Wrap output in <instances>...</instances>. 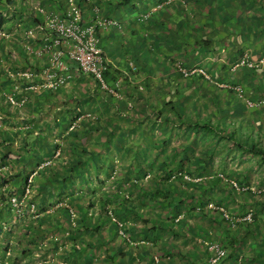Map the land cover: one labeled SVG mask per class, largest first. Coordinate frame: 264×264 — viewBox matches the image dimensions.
<instances>
[{"label": "crops", "instance_id": "obj_1", "mask_svg": "<svg viewBox=\"0 0 264 264\" xmlns=\"http://www.w3.org/2000/svg\"><path fill=\"white\" fill-rule=\"evenodd\" d=\"M161 2L159 10L140 19V13ZM240 10L242 23L238 18ZM101 12L120 22V26L100 35L99 42L109 66L108 78H112L109 83L119 81V98L99 90L91 75L80 73L71 64V77L56 90L18 89L17 98L29 96L23 109L0 102V158L4 166L0 174L10 176L17 184L40 161L52 159L35 177L33 196L40 210L39 220L43 221L18 224L13 237L2 234L0 263L209 264V239L218 240L226 248L227 256L219 264L264 263V219L253 221L252 226L241 221L232 227L222 220L220 212L207 209L212 196L222 197V205L237 216L245 215L246 205L252 204L239 202L235 207L234 197L228 205V198L233 197L229 189L214 194L215 183L222 181L216 179L210 167L205 173L195 174L199 179L195 183L177 178L181 175L171 176V170L183 161L184 151L169 147L174 152L160 156L170 141L166 137L171 131L168 125L171 120L181 123L180 117H171L170 110L163 113V108L155 113L151 107L166 103L171 93L169 76L178 71V65L202 68L191 56L199 54V50L195 51L198 47H205L210 52L205 53L204 62L214 60L209 72L213 83L222 87L216 94L229 95L231 89L225 86H240L249 100L258 102L263 98L262 106L254 109L264 119V63L254 69L245 67L235 77L228 75L235 71L232 65L241 55L264 57V0H110L102 3ZM143 36L149 40H136ZM119 40L126 41L127 57L113 53L111 43ZM147 52H151L150 59L145 58ZM211 52L216 59H211ZM139 54L146 63L141 70L147 68L154 75L150 76L151 82L148 72L140 74V69L131 75L139 67L133 58ZM127 63L130 70L125 72L123 66ZM160 69L162 82L156 76ZM198 75H191L192 83L202 82ZM0 84L7 92L12 90L2 72ZM86 112L95 118L85 119L72 133H65L72 116ZM106 121L112 126L108 127ZM155 122L162 124L161 132L156 130ZM158 132L164 140L156 143L158 137L152 135ZM125 134L131 139H125ZM57 137L62 140L54 144ZM57 149L59 155L55 154ZM177 153L180 160L176 162ZM193 161L196 167L203 165L201 159ZM141 166L144 171L139 174ZM171 183L183 189L185 197L188 193L194 195V199L186 200L187 208L182 205L175 211L179 215L174 222L179 221L173 224V212L161 202V191L168 190ZM173 197L171 204L176 205L181 196ZM57 200L76 205L78 216L74 223L69 221L65 208L54 205L53 211L47 212L45 208ZM191 205L196 208L188 210ZM91 212L97 215L90 218ZM112 214L116 225L123 224L125 238L124 234L118 236L120 239L114 236L117 234L111 224ZM0 217L10 220V208H0Z\"/></svg>", "mask_w": 264, "mask_h": 264}, {"label": "built area", "instance_id": "obj_2", "mask_svg": "<svg viewBox=\"0 0 264 264\" xmlns=\"http://www.w3.org/2000/svg\"><path fill=\"white\" fill-rule=\"evenodd\" d=\"M97 1L30 0L23 10L26 17L23 24L14 23L12 30L4 26L0 29V39L5 41L4 49L7 51L4 52V56L0 57V71L3 72L7 82L12 87V90L7 92L0 84V102L4 100L9 105L23 109L29 96L24 94L20 99L17 98L15 92L18 89L22 88L34 92L56 90L71 77L69 72L71 64H74L80 73L91 75L99 90L114 98L120 97L119 81H114L113 84L107 81L105 72L109 66L106 63L103 49L99 45L100 35L105 34L111 27H118L119 22L107 14H103L99 5L100 1ZM160 7L161 5H156L153 10ZM147 15L148 13L144 14L143 18ZM10 39L12 40L10 41ZM263 63L264 57L252 58L245 53L237 58L232 68H257L261 67ZM182 71L186 75L190 73L184 69ZM229 88L235 89L239 97L246 99L240 86H229ZM245 101L251 108L259 104V102L248 99ZM88 118L95 117L90 112L74 114L65 133H72L81 121ZM1 122L2 114L0 111V124ZM58 139H54V141H58ZM55 154L57 155L58 151ZM51 162V159L44 160L38 168L33 169L27 177H24L22 185L10 198L11 204L18 214L24 217L31 216L36 223H39L40 213L36 203L31 199L35 188L34 177L40 168L50 165ZM183 177L187 180L191 179L186 175ZM222 178L228 180L224 176ZM232 183L235 188H238L236 182L232 181ZM8 185L6 182L4 189ZM241 189L245 191L246 186H242ZM56 206L65 208L68 212L69 221L75 222L78 216L75 205L68 200H61ZM206 208L220 212L224 220L231 221L232 227L236 226L238 221L251 219V212L240 217H234L226 207L214 202H208ZM53 209L52 206L46 210L52 212ZM206 250L209 264H219L227 256L226 248L218 240L209 239L206 241ZM154 260L158 262L156 256Z\"/></svg>", "mask_w": 264, "mask_h": 264}, {"label": "rangeland", "instance_id": "obj_3", "mask_svg": "<svg viewBox=\"0 0 264 264\" xmlns=\"http://www.w3.org/2000/svg\"><path fill=\"white\" fill-rule=\"evenodd\" d=\"M238 15L240 16H238V18L241 20V18L243 17L242 10L239 11ZM240 23H242V20L240 21ZM154 26L156 25L153 24V27ZM11 40L12 39H10V41ZM136 40L146 42L149 39L143 36L139 37ZM124 44H126V41L120 40L118 42H115V44L111 43V46L113 47V53L120 58L127 57L126 53L128 50ZM1 46L3 48L2 50ZM4 47L5 41L0 39V53H4ZM198 50L200 51L199 54L195 55V53H193L191 57L193 58V60L201 64V67L203 69H206V71L209 72L210 68L213 67L212 62H214V60H212L211 62H204L205 60L203 58L205 57V53L210 52V49H205V47H202L201 50L199 49V47L195 49V51ZM150 54L151 52H147L145 58H148ZM210 56L211 59L217 58V55H214V53L212 52ZM123 68V71H129L130 65L127 63V65L123 66ZM221 69L223 68L221 67ZM137 70L138 66L135 70H132L131 75L134 76ZM140 71V74L148 72L145 68H142V70ZM243 71V67H240L237 68V70L235 69L234 72L230 71L228 75L230 77H235L238 74H241ZM226 72L227 70H225V73ZM209 73L211 74V72ZM210 74L207 73L208 78L211 77ZM213 74L214 76L216 75L214 71ZM150 76L154 75L150 74ZM156 76H158L160 82L163 81V71L161 69L159 70V74H157ZM169 77L171 80V93L169 96L174 97L175 99H183L184 101H181L180 110L178 111L180 114H183L181 115L183 121H181V123L175 124L174 121L171 120L172 124L168 125L171 131L169 133V136L166 135L167 139H169L170 141H168V144L164 147L160 158H163L164 155L173 153V149L175 148H177V151L188 150L184 152L185 156L187 157L184 156L182 158L183 161L180 160L179 154L177 153L175 161L177 162L178 160H180V163H182L181 171H179L182 174L177 172V170L175 169L177 172L176 175H181L182 177L186 175L191 178L190 180L193 183H195V180L198 179V177H196L197 175H195V171H197L199 167H196L197 165L193 161L194 158L201 159L203 165H205L206 161L209 159L210 169L214 170V176L220 177V181H222L221 185H223L222 187L225 190L229 189V185H226L228 182L233 186V188H235V186L232 181L237 183L238 188H235L236 190L232 192L235 197V207L236 204H238L239 202H249L255 204V201H264V197L262 196V194L264 193V160H262L256 154L249 151H245V149L238 147L237 143L233 141L231 137V134H235V132H237L238 130L244 129L245 131H252L251 133L253 135L254 141L256 142V145H258L257 142H263L262 146L264 147V119H260L258 112H256L258 107L262 106L263 98L262 101H258L259 106L256 105L255 107L251 108L248 105L246 106V102L240 99L235 93L229 95L225 92L216 94L218 88L222 87H218L215 83H213L214 81L212 77V81L210 82L208 80L202 79V82L197 83L196 81L192 83L191 77H185L179 71H175V74L170 75ZM174 80L178 81L176 85H174L173 83ZM149 81L151 82V77H149ZM261 82L264 84V79H261ZM214 85L216 87H213ZM165 89H167V86L165 87ZM245 98V100L248 99L247 96H245ZM151 107L155 113H157L160 108H163V113L168 112V108L167 106H164V104L160 107L159 105ZM254 108L257 109L255 110ZM252 113L256 114L254 118H251ZM209 118L211 119L210 121L213 122V125L211 126L203 121H208L207 119ZM260 120L263 122H261ZM195 122H197L198 124H194ZM106 123L108 127L112 126L110 125V121H106ZM215 126L218 129L215 128ZM161 128L162 124L156 123V130L159 131ZM161 131L162 130H160V132ZM152 136L158 137L156 138V143H159L161 139L164 140V138L160 137L159 132L157 136L155 134ZM124 138L128 140L131 139L130 136H128L127 134H125ZM169 147H172L173 149H170ZM184 158L186 160H184ZM186 169H188L189 172H191L193 175H189L188 170ZM173 176L175 175L173 174ZM222 176H224V178L228 180H224ZM238 182H241L242 185H239ZM242 186H246V189L249 187L253 195L252 199H246L247 196L239 197V195H243L244 193H246L242 191ZM224 189L217 188L214 194L218 195L220 194L218 191L222 192L224 191ZM223 194L226 195V192H223ZM81 198L82 196H79V199ZM229 204H231V202L228 203V205ZM181 213H183V211H181ZM92 216H94V214ZM115 217L116 216L113 214L110 215V219L112 221H115ZM119 234L120 232L118 231L117 235L114 236L117 239H120L118 237ZM85 254V252H82V255ZM152 263H154L153 260Z\"/></svg>", "mask_w": 264, "mask_h": 264}, {"label": "trees", "instance_id": "obj_4", "mask_svg": "<svg viewBox=\"0 0 264 264\" xmlns=\"http://www.w3.org/2000/svg\"><path fill=\"white\" fill-rule=\"evenodd\" d=\"M125 1H127V0H125ZM18 7H25V1L24 0H0V27H2V24L4 23V16H3V12H9L11 9H15V8H18ZM141 54H139V55H135V57H133L134 59H135V61H137L136 63L138 64L139 63V67H138V69H140L141 70V66H142V64L144 65H146V63H144V61H143V59H141ZM148 66V65H147ZM144 69V68H143ZM146 70H147V68H145ZM148 71V70H147ZM211 75V74H210ZM105 76L107 77V81L108 82H112V78H108V76H109V69L105 72ZM148 77H150V73H149V71H148V73H147V78ZM212 77V76H211ZM129 77L128 76H125V79H128ZM197 78H202L203 80H207L206 78H204L203 77V75H201V74H199L198 76H197ZM213 79V78H212ZM110 80V81H109ZM209 82H210V80H208ZM214 87V86H213ZM212 88V87H211ZM219 89L220 88H218V91H219ZM221 90V89H220ZM220 92V91H219ZM229 93L230 94H232V93H235L236 94V92L235 91H233V90H230L229 91ZM181 101H183V99H175L174 97H171V96H168V98L166 99V103H164V106H167V108H168V110H170V112H171V117L172 116H179L180 118V121L179 122H181V121H183V119H182V116L181 115H183L182 113L180 114L178 111L180 110V105H181ZM184 102V101H183ZM254 117H255V115H254ZM208 121H206V120H203L206 124L208 123V125H213V122L212 121H210L211 119L209 118V119H207ZM253 120V119H252ZM194 124H198L197 122H195ZM205 124V125H206ZM237 126V125H236ZM215 128H217L216 126H215ZM218 129V128H217ZM252 132V131H251ZM250 131H245L244 129H242V130H238L237 132H235V134L234 133H232L231 134V137H232V140L233 141H235V142H237V146L238 147H240V148H243V149H245V151H249V152H252V153H254V154H256L257 156H259L262 160H264V147L262 146V143L261 142H257L258 143V145H256V142L254 141V138H253V135H252V133H251ZM225 133V132H224ZM255 136V135H254ZM184 152H186V151H188V150H183ZM199 163H200V161H199ZM208 163V161H206V164L205 165H202V166H199V169L197 170V172H196V174L198 175V174H200V173H205L206 172V169H209V166H207V165H209V164H207ZM140 166V165H139ZM181 166H182V163L179 165V163L177 164V166L174 168V170L172 169L171 170V176L174 174L175 176H177L176 175V170H177V172H179V171H181ZM207 166V167H206ZM176 169V170H175ZM143 168H142V166L141 167H138V173L139 174H142L143 173ZM180 174H182L181 172H179ZM188 174L189 175H193L191 172H189V170H188ZM170 175V174H169ZM169 175H167V177L169 176ZM181 177V179H182V176H177V178H180ZM216 177V179H219V181L221 180L220 179V177H218V176H215ZM216 181V180H215ZM192 183V182H191ZM172 184L173 183H171L170 185H169V189L168 190H163V191H161V194H163L162 196L164 197V200L162 199L161 200V202L164 204V206L166 205V204H168L169 205V207H170V213H172V214H170L171 215V217H172V219H171V222H172V224L173 223H175V222H177V220L174 222V220L177 218V215H179V212H175V211H178L179 210V208L183 205V206H185L186 208H187V204H186V200H187V202L189 201V200H191V199H194V195L193 194H191V193H188L187 195H186V197L184 196V190L183 189H181V188H179V187H177V186H175V187H173L172 186ZM238 184L239 185H242L241 184V182H238ZM261 184H263V183H261ZM188 185H190V182H188ZM226 185H229V191L231 192V196H233L232 198H228V202H230V200H233L234 199V195H233V191L234 190H236L235 188H233V186L228 182ZM171 186V187H170ZM223 185H221V183L220 182H216L215 183V185H214V187H217V188H222V189H224L223 187H222ZM244 192H246V193H244L243 195H244V197H246V199L247 198H252L253 196H252V192H251V190L249 189V187L244 191ZM175 194H178V195H180L181 196V200H179V202L178 203H176V205H173V204H171V203H173V196L175 195ZM230 196V195H229ZM262 196L264 197V193L262 194ZM185 197V198H184ZM216 197V196H215ZM215 197H213L212 196V200L211 201H213L215 204H217V205H222L223 204V198L222 197H219L218 196V198H215ZM1 201H2V199H1ZM162 204V205H163ZM247 204V203H246ZM253 205H254V207H253ZM192 207L189 209L188 208V210H194L195 208H196V205H191ZM199 206H201V204H199ZM225 207V206H224ZM263 208H264V201H255V204H250V205H246V213H248V212H251V221L249 220V221H246V224L247 225H249V226H252V224H253V221H257V220H260V219H264V212H263ZM199 209V208H198ZM228 211L230 212V214L232 213L231 212V210L228 208ZM221 214V213H220ZM245 214V213H244ZM102 218H103V214H99ZM232 215V214H231ZM234 217H240V216H242V215H239V216H237L236 214L235 215H233ZM221 218H222V216H221ZM98 219V218H97ZM98 220H100V219H98ZM173 220V221H172ZM222 220H224L223 218H222ZM31 221V219L29 220L28 218L27 219H25V222L26 223H28V222H30ZM39 221H43V219H41L40 218V220ZM179 221V220H178ZM229 225L231 224V221H227V220H225ZM239 222H241V221H238L237 223H239ZM245 222V221H244ZM254 222V223H255ZM111 224H112V226L114 227V229H113V231H115V234H117L118 233V231L120 232V234H125V232H126V230H124V228H122V223L120 224L119 223V225H116V222L114 221V222H111ZM118 227V228H117ZM171 226H169V227H167V230L168 231H170L171 230ZM0 232H1V227H0ZM119 234V235H120ZM158 234H159V232H158ZM123 236V238L126 236V234L125 235H122ZM156 237V236H155ZM225 259V258H224ZM264 261V260H263ZM209 263V262H208ZM262 264H264V263H262Z\"/></svg>", "mask_w": 264, "mask_h": 264}, {"label": "clouds", "instance_id": "obj_5", "mask_svg": "<svg viewBox=\"0 0 264 264\" xmlns=\"http://www.w3.org/2000/svg\"><path fill=\"white\" fill-rule=\"evenodd\" d=\"M25 1V7H18V8H15V9H11L9 12H3V16H4V23L2 24V27H0V29L3 28V26L5 28H10L11 30L13 29L14 27V23L17 24H23L25 21H26V17H25V12L23 10H25L24 8H26V5L29 4V1L30 0H24ZM100 1V2H99ZM110 1V0H109ZM108 1V2H109ZM97 2H99V5H100V8L102 9V1L101 0H98ZM156 5H162V2L161 3H158V4H154L153 6L155 7ZM153 6L149 9L148 12H142L139 14V17L140 19L143 18V15L148 13V15H151L153 13H155L157 10L159 9H155L153 10ZM8 15V17H6ZM108 15V14H107ZM109 16V15H108ZM111 18H114L112 16H110ZM116 19V18H114ZM117 20V19H116ZM118 21V20H117ZM119 22V21H118ZM119 26H120V22H119ZM100 45V44H99ZM2 46H1V50H2ZM3 52H7L6 49L3 50ZM104 52V50H103ZM4 53H0V57L4 56L3 55ZM6 62V61H5ZM132 68L134 69L135 68V65H132ZM245 68V67H243ZM247 68V67H246ZM182 69L186 70L187 72H190V73H187V75L182 71ZM248 69H254V68H248ZM177 70L185 77H192L191 75L193 74H200L203 75L204 78H206L207 80H210L212 81L211 77L208 78L207 76V73L210 74L209 72H207L206 70H204L203 68H186L185 66H182V65H178V68ZM204 73H203V72ZM1 73V72H0ZM3 73V72H2ZM211 76V75H210ZM236 86L235 84H231V86ZM219 87V86H218ZM227 89H229V87H225ZM221 89V88H220ZM231 90H234L236 93L237 91L233 88H230ZM242 91H243V88H242ZM244 93V92H243ZM238 95V93H237ZM245 96V95H244ZM239 97V96H238ZM240 99H243L241 97H239ZM245 101V99H243ZM246 102V101H245ZM10 106V105H9ZM246 106H247V103H246ZM69 134V133H68ZM59 138L58 141H53L54 144H57L59 143L61 140H62V137H57ZM54 139V138H52ZM56 151H58V154H60V151L59 149H57ZM55 151V152H56ZM47 160V159H46ZM52 160V159H51ZM44 160L40 161L37 165H35L33 168L36 169L38 168V166L40 165L41 162H43ZM2 162L3 160L1 161V158H0V171H1V168H2ZM52 163V162H51ZM49 166V165H48ZM41 169V168H40ZM39 169V170H40ZM33 169H30L25 175L24 177H27V175L32 171ZM39 170L37 171V174L39 172ZM36 174V175H37ZM35 175V177H36ZM24 177L23 178V181H24ZM34 177V178H35ZM17 180V179H16ZM13 181V178H11L10 176H7V175H1L0 174V208H3V207H7V208H10V213H11V217H10V220L8 218L6 219H1L0 217V227H1V232H0V237L2 234L8 236V237H13L16 233V227L18 226V224H23V223H26L25 222V219H31L30 222H34V220H32L31 216H27V217H24L20 214H18V212L16 211V209H14V207L12 206L11 204V201H10V198H11V195L12 194H15L16 193V190H18L20 188V186L22 185V182L18 181L17 180V184L16 183H12ZM8 182V187L4 189V184ZM34 182H35V179H34ZM36 186V185H35ZM12 188V189H11ZM34 195V194H33ZM2 199V201H1ZM32 201H34L37 205V209H38V204L37 202L34 200V196H32ZM61 200H57L55 201V203H50V206L49 207H52L54 205H56L58 202H60ZM213 202V201H211ZM70 203L74 204L72 201H70ZM208 203V202H207ZM76 206V205H75ZM77 208V207H76ZM47 209V208H45ZM39 210V209H38ZM213 211H217V210H213ZM39 213H40V210H39ZM93 213L91 212V214L89 215L90 218H93L95 217V214L94 216H92ZM40 217V216H39ZM1 264V263H0Z\"/></svg>", "mask_w": 264, "mask_h": 264}]
</instances>
